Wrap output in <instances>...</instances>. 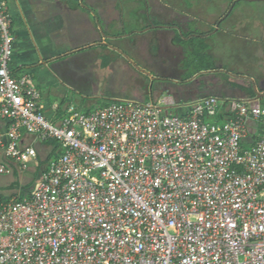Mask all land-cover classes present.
<instances>
[{
    "label": "built area",
    "instance_id": "1",
    "mask_svg": "<svg viewBox=\"0 0 264 264\" xmlns=\"http://www.w3.org/2000/svg\"><path fill=\"white\" fill-rule=\"evenodd\" d=\"M11 24L0 0V177L22 181L0 191V264H264V105L232 100L215 124V96L188 117L114 99L53 123L14 75ZM24 134L61 152L45 166Z\"/></svg>",
    "mask_w": 264,
    "mask_h": 264
},
{
    "label": "crops",
    "instance_id": "2",
    "mask_svg": "<svg viewBox=\"0 0 264 264\" xmlns=\"http://www.w3.org/2000/svg\"><path fill=\"white\" fill-rule=\"evenodd\" d=\"M233 1L237 3V0ZM5 2L12 19L14 55L11 66L14 75L19 77L29 73L34 83L45 88L42 91L39 86L41 103L45 115L53 123L66 115L65 106L69 104L87 113L99 109L93 106L96 102L90 94L93 91L105 93L103 107L114 99L145 102L147 98L142 87L134 82L139 75L147 76L153 82L148 102L159 105L163 114L188 117L195 102L215 96L221 102L217 117L226 122L232 117L228 111L232 100L251 101L241 90L233 89L228 79L218 77L214 75L215 70L208 69L212 60L205 63L210 57L218 60L217 38L235 31L234 25H223L229 14L217 18L215 25H199L192 31L188 25H121L123 17L119 8L122 0ZM163 3L167 4L163 0H144L142 14L146 16L166 8ZM243 27L241 30L249 36L248 25ZM213 29H216L214 33ZM186 33L188 39L180 42L179 35L185 37ZM212 35L214 40L210 38ZM185 41H196L195 60L204 64L187 77L181 66L186 53ZM144 69L147 72L141 71ZM92 77H101L103 82L96 83ZM260 81L264 82V76ZM154 83L157 84L155 90ZM256 85L259 87V83ZM83 91H89V97ZM258 93L263 94L264 88H258ZM74 99L87 110L71 101ZM261 100L257 102L261 104ZM56 106L60 107L58 112L54 111ZM8 124L0 121V130H5ZM251 131L254 133L255 129ZM259 131L251 135L252 142H246V146L258 140ZM24 142L33 143L45 161L47 154L56 150V146L48 143H34L27 134H24Z\"/></svg>",
    "mask_w": 264,
    "mask_h": 264
},
{
    "label": "rangeland",
    "instance_id": "3",
    "mask_svg": "<svg viewBox=\"0 0 264 264\" xmlns=\"http://www.w3.org/2000/svg\"><path fill=\"white\" fill-rule=\"evenodd\" d=\"M167 4L163 3L164 6L170 11L169 13V24L173 25H188V27L193 31L195 28L201 27L203 25H215L217 18L220 16H229L227 22L223 25H234L233 28L235 31L229 35H222L223 37L217 38L218 46V60L214 61L213 57L210 59H205V63L209 64V60L212 62L208 65V69L215 70L214 75L218 77H223L233 83H248V81L258 84L261 80V76H264V3L257 2H247L242 0H237V3H234L233 0H163ZM121 6V5H120ZM123 6V8H122ZM122 6L119 8L120 13L122 14L123 21L121 25H150L146 22L145 16L142 14L144 11V0H122ZM235 6V7H234ZM119 7V4H118ZM123 9V11H122ZM186 15V13H193L189 17L191 19H182L173 18V10ZM232 12V13H231ZM155 22L158 23L159 18H154ZM244 25H248L249 36L247 35L244 29ZM239 27V28H238ZM237 29V30H236ZM216 29H213V33ZM244 32V34H242ZM195 32L194 34H198ZM181 34L179 35L180 42L181 40L188 39ZM222 34V33H221ZM247 35V36H246ZM263 35V36H261ZM263 37V38H260ZM214 40V35L210 37ZM202 42V41H200ZM194 45H197L196 41H185L186 53L182 61L181 66L185 69V77L190 76L196 71H198L204 64L201 61L195 60L196 48ZM209 57V56H208ZM203 64V65H202ZM139 67V66H137ZM222 67L224 72H222ZM218 69V70H217ZM221 70V71H219ZM147 72L145 69L141 70ZM239 77V78H235ZM92 81L103 82L101 77L91 78ZM248 80V81H247ZM136 85L142 87V92L147 98L144 101L148 102L152 93L153 82L148 80L147 76H138L134 81ZM94 83V85H96ZM36 87L40 90L39 86L42 88V91L45 90L41 85L34 83ZM156 83H154V90L156 88ZM233 85V84H232ZM121 87V86H120ZM98 91V89L96 88ZM258 90V88H257ZM41 91V90H40ZM85 95L88 96L89 91H83ZM94 96L93 103L94 108H102V102L104 101V94L100 91H93L90 93ZM89 97V96H88ZM91 100V99H90ZM93 100V99H92ZM77 106H80L83 110H87L84 105H79L75 99L71 100ZM86 101V100H85ZM264 105V98L260 102ZM100 106V107H99ZM105 106V105H104ZM208 123L223 124V120L215 116L212 118H207ZM61 148L48 153V159L43 161L42 164L47 166L52 160L56 159ZM33 168H36V163L30 164ZM30 171L23 173L24 178H28ZM33 176V175H32ZM16 182V183H13ZM14 184V185H13ZM22 181L16 180L13 176H2L0 177V191L9 190L13 191L21 186Z\"/></svg>",
    "mask_w": 264,
    "mask_h": 264
},
{
    "label": "flooded vegetation",
    "instance_id": "4",
    "mask_svg": "<svg viewBox=\"0 0 264 264\" xmlns=\"http://www.w3.org/2000/svg\"><path fill=\"white\" fill-rule=\"evenodd\" d=\"M172 10H173V14H172L173 15V18L176 17V18H181L182 19V17H183V19L186 18L188 20V19H191L189 17V15L191 16V14H193V13H186V15H183L181 13H178L174 9H172ZM169 13H170V11L167 8H159V10L158 11L155 10L154 13L152 12V13H147L146 14V16H145L146 22L149 23L150 25H173V24H169L170 22L167 23L168 22V19H169ZM187 14H189V15H187ZM156 17L159 18V20H161V21H159L158 23H156L155 22V19H154ZM249 83L253 87V82H250V81H248V83L245 82L246 85H249ZM256 87L257 88H260V89L264 88V82L263 81H260L259 82V87L257 85H256Z\"/></svg>",
    "mask_w": 264,
    "mask_h": 264
},
{
    "label": "trees",
    "instance_id": "5",
    "mask_svg": "<svg viewBox=\"0 0 264 264\" xmlns=\"http://www.w3.org/2000/svg\"><path fill=\"white\" fill-rule=\"evenodd\" d=\"M232 84H233V88H236V89L244 91L245 94L250 99L255 97V93H254L253 87H252V85L250 83H249V85H246L245 82L243 84L242 83L241 84L240 83H232ZM48 144H51L52 146H56L55 142H49Z\"/></svg>",
    "mask_w": 264,
    "mask_h": 264
},
{
    "label": "water",
    "instance_id": "6",
    "mask_svg": "<svg viewBox=\"0 0 264 264\" xmlns=\"http://www.w3.org/2000/svg\"><path fill=\"white\" fill-rule=\"evenodd\" d=\"M243 1L256 2V1H264V0H243ZM233 89H236V88H233ZM253 90H254V93H255V97L250 99L251 101H260L262 98H264V93L263 94H259L258 93V90H257V87H256L255 83H253ZM242 92L245 94L244 91H242Z\"/></svg>",
    "mask_w": 264,
    "mask_h": 264
}]
</instances>
